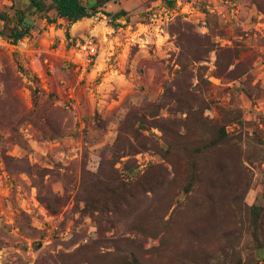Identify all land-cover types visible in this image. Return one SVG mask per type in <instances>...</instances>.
Instances as JSON below:
<instances>
[{"label":"rangeland","instance_id":"374dc122","mask_svg":"<svg viewBox=\"0 0 264 264\" xmlns=\"http://www.w3.org/2000/svg\"><path fill=\"white\" fill-rule=\"evenodd\" d=\"M98 2L0 0V264H264V0Z\"/></svg>","mask_w":264,"mask_h":264},{"label":"trees","instance_id":"16d2710c","mask_svg":"<svg viewBox=\"0 0 264 264\" xmlns=\"http://www.w3.org/2000/svg\"><path fill=\"white\" fill-rule=\"evenodd\" d=\"M46 0H31L32 6L38 13L44 14L49 8L45 5ZM51 8L55 10L58 18H65L75 23L82 18H90L94 16L95 12L100 8L101 3H97L94 6L88 7L82 3L83 0H51ZM173 1V0H166ZM49 19L48 17H46ZM49 21H54L50 20ZM32 26L27 25L21 29L16 30L11 36H8L13 39L11 40L12 44H17L20 40L26 38L30 34V29ZM0 34H2L0 32Z\"/></svg>","mask_w":264,"mask_h":264},{"label":"built area","instance_id":"2783aa9c","mask_svg":"<svg viewBox=\"0 0 264 264\" xmlns=\"http://www.w3.org/2000/svg\"><path fill=\"white\" fill-rule=\"evenodd\" d=\"M70 53L75 64H78L79 62L84 64L92 61L98 56L99 45L93 37H86L82 40H77Z\"/></svg>","mask_w":264,"mask_h":264},{"label":"crops","instance_id":"0c3cea01","mask_svg":"<svg viewBox=\"0 0 264 264\" xmlns=\"http://www.w3.org/2000/svg\"><path fill=\"white\" fill-rule=\"evenodd\" d=\"M48 1L51 2V5H52V1H51V0H46L45 3L48 2ZM97 3H98V0H94V3H93V4L95 5V4H97ZM108 6L110 7L111 4H110V3H105L103 9H104V10L107 9V11L112 12L113 10H108V9H110V8H107ZM118 6H119V5H118ZM123 7H124L123 5H120L119 8H114V11L112 12V13H114V15H112V16H116V18H119L120 14H118V11H120L121 9H123ZM52 13H55V14H56L55 10L53 11V9H52L51 13H49V14H52ZM110 14H111V13H110ZM117 15H118V16H117ZM59 20L65 22V23L68 22V20L65 19V18H59ZM70 31H71V30H70Z\"/></svg>","mask_w":264,"mask_h":264}]
</instances>
